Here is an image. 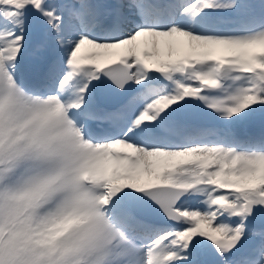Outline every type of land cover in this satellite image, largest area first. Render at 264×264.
Masks as SVG:
<instances>
[{
  "label": "snow or ice",
  "instance_id": "snow-or-ice-1",
  "mask_svg": "<svg viewBox=\"0 0 264 264\" xmlns=\"http://www.w3.org/2000/svg\"><path fill=\"white\" fill-rule=\"evenodd\" d=\"M0 264H264V0H0Z\"/></svg>",
  "mask_w": 264,
  "mask_h": 264
}]
</instances>
